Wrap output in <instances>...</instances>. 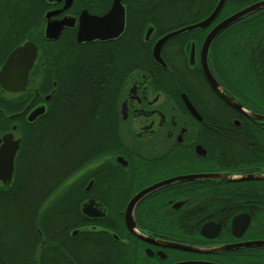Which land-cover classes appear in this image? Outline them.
Returning a JSON list of instances; mask_svg holds the SVG:
<instances>
[{
	"label": "flooded vegetation",
	"instance_id": "af4514ba",
	"mask_svg": "<svg viewBox=\"0 0 264 264\" xmlns=\"http://www.w3.org/2000/svg\"><path fill=\"white\" fill-rule=\"evenodd\" d=\"M220 1L40 0L37 58L48 44L74 43L125 53L137 67L119 93L118 151L93 165L100 172H76L39 203L40 241L37 251L26 250L25 264H264V120L245 113L264 115V29L253 34L250 25L264 8L219 30L224 20L261 0H225L218 10ZM4 11L0 32L13 28L0 45L13 36L15 16L21 15ZM22 16L29 26L24 10ZM102 17L100 26L95 19ZM49 22L62 26L58 39H46ZM81 29L108 37L81 42ZM37 58L23 91L26 103L15 112L28 107L17 117L26 122L51 98L31 87L43 78ZM17 130L13 123L0 137ZM173 177L184 178L137 203L142 236L136 235L126 222L130 200ZM1 256L0 264H7Z\"/></svg>",
	"mask_w": 264,
	"mask_h": 264
},
{
	"label": "trees",
	"instance_id": "16d2710c",
	"mask_svg": "<svg viewBox=\"0 0 264 264\" xmlns=\"http://www.w3.org/2000/svg\"><path fill=\"white\" fill-rule=\"evenodd\" d=\"M10 4L21 15L15 16L13 36L0 45V66L7 53L23 40L42 44L40 0ZM23 10L29 26L26 22L23 26ZM250 25L253 34L263 30L264 14H256ZM12 28L13 24L1 31L0 37ZM48 49L50 54L46 53ZM42 51L37 69L43 68V78L31 81V87H38L42 95H51L45 115L34 123L10 119L8 115L22 110L25 93L19 92L10 100L0 89V131L16 123L21 139L14 181L10 186H0V251L7 264H12L7 253L16 264H25L26 250L33 247L37 251L39 203L49 200L76 172H100L93 165L118 151L119 93L127 73L137 67L125 53L112 50L107 54L104 47L48 44Z\"/></svg>",
	"mask_w": 264,
	"mask_h": 264
},
{
	"label": "water",
	"instance_id": "95a60500",
	"mask_svg": "<svg viewBox=\"0 0 264 264\" xmlns=\"http://www.w3.org/2000/svg\"><path fill=\"white\" fill-rule=\"evenodd\" d=\"M225 0H221L217 6V9L220 10L224 4ZM264 8V0L258 1L245 9L233 14L229 18L223 21L222 26H219V30L225 28L228 25L238 21L239 19L243 18L245 15L250 14L254 11L260 10ZM216 9V10H217ZM96 23L100 26L105 22V18H97L95 19ZM62 31V26L58 24H54L49 22L46 31L45 37L49 40L58 39ZM174 32L170 34L171 36L176 34ZM105 32H90L86 31L85 29H81L78 37L79 40L82 41H89L94 39H105L108 36ZM170 37V36H169ZM38 54V47L37 45L29 40L26 39L20 45L12 50L9 56L6 58L4 63L0 66V87L2 91H9V92H21L25 91L28 81H29V74L30 70L32 69ZM205 72L209 81L213 84V86L218 89L220 92V86L212 76L208 65H203ZM224 94V93H223ZM225 95V94H224ZM51 95H47L46 98L49 99ZM231 102L236 104V101L230 99ZM26 107L22 112L12 114L10 117L17 118L20 115H23L27 111ZM243 109L242 107H240ZM47 109V105L45 103L38 105L35 107L27 116V122L33 123L36 119L45 114ZM250 117L256 120H264V115H260L254 112H245ZM16 125L13 126V129H16ZM21 139L16 138L13 131L7 132L0 137V181L3 182L5 186H10L14 181V174H15V166H16V159L18 156V151L20 148ZM184 177H173L169 180L157 183L152 185L151 187L139 192L136 194L129 202L127 208V216L126 222L128 228L134 232L136 235L142 236L139 233L137 228V224L134 218V209L141 198H143L147 193H150L160 185L168 183L169 181L183 179ZM83 211L86 212V205L83 208ZM87 213V212H86ZM166 245L168 246H175V247H182V248H189V249H200V248H191L186 245H181L177 243L167 242Z\"/></svg>",
	"mask_w": 264,
	"mask_h": 264
},
{
	"label": "rangeland",
	"instance_id": "374dc122",
	"mask_svg": "<svg viewBox=\"0 0 264 264\" xmlns=\"http://www.w3.org/2000/svg\"><path fill=\"white\" fill-rule=\"evenodd\" d=\"M22 1V0H20ZM15 1H13L14 3ZM12 9V5L10 4V0H0V10L3 11L5 10L4 12L7 13L8 11H10ZM4 17V16H3ZM6 18V17H4ZM262 32V30H260ZM38 80H36L37 82ZM4 96L5 97H12V96H17L16 94H12V93H4ZM16 136H19V130L16 131L15 133Z\"/></svg>",
	"mask_w": 264,
	"mask_h": 264
}]
</instances>
